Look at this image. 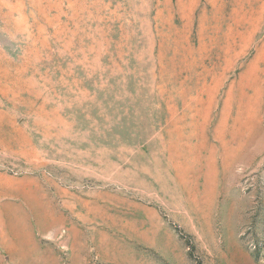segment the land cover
I'll list each match as a JSON object with an SVG mask.
<instances>
[{"label": "rangeland", "instance_id": "1", "mask_svg": "<svg viewBox=\"0 0 264 264\" xmlns=\"http://www.w3.org/2000/svg\"><path fill=\"white\" fill-rule=\"evenodd\" d=\"M0 264H264V0H0Z\"/></svg>", "mask_w": 264, "mask_h": 264}]
</instances>
